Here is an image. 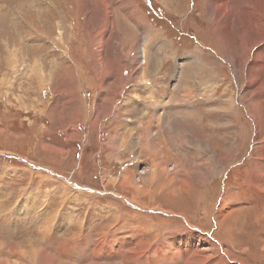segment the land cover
<instances>
[{
    "label": "rangeland",
    "instance_id": "obj_1",
    "mask_svg": "<svg viewBox=\"0 0 264 264\" xmlns=\"http://www.w3.org/2000/svg\"><path fill=\"white\" fill-rule=\"evenodd\" d=\"M112 1L108 30L98 0H0V264H264V97L237 20L215 40L219 0Z\"/></svg>",
    "mask_w": 264,
    "mask_h": 264
},
{
    "label": "bare ground",
    "instance_id": "obj_2",
    "mask_svg": "<svg viewBox=\"0 0 264 264\" xmlns=\"http://www.w3.org/2000/svg\"><path fill=\"white\" fill-rule=\"evenodd\" d=\"M98 1L100 2L102 8H104V11L106 13V16H105L106 19H105V24L104 25L109 30V26L111 25V20H110V18H111V16H110V7H111V5H113L114 1H112V0H98ZM251 1H253L254 3L253 4H251V3L249 4V3L246 2V0H219L218 2H216L214 4H212V2H210V4H211L210 6L211 7H210V10H209V14H210L211 10H213V12H214V14H213V16H214L213 17V23L214 24H210L211 26L213 25L212 27H214V29L212 30L211 34L214 35L215 40H219L220 38L226 40L228 38V36H229L228 35V32L231 31L229 22L232 19L233 20H237L235 23H237L236 25H238V27L235 30H237L240 33V35H237V36L241 40V46H242V50H243L242 51L243 52L242 53V57H244L246 59L249 58V57H247L248 56V52L251 49L253 50V52H252V54H253L252 55V59L250 60L249 66L247 68V80H248L247 86L248 87H251V88H253L254 86L256 87L255 88V91L253 93V96L259 95L261 97H264V2H263V0H251ZM13 2H14V0H13ZM8 4L11 5V4H14V3L9 2ZM51 5L53 6L52 3H51ZM245 5H249V6L250 5H253V6L255 5L256 6V9H257L256 12L254 13L253 19L256 20L257 25H258V29H256L257 32H256V35L254 37V40H253L251 46H249V45H246L245 46L244 45L245 44V41L247 39V36H248L249 32L251 31L250 29L253 28V25L249 22V20H247L246 18H244L243 15L240 14V13H242V11H244V8L243 7ZM37 7H38V5H37ZM59 12H60L59 14L62 13V11H59ZM87 14H89V13L87 12ZM45 21H46V19H45ZM48 22L49 21H47V25H46L47 26V29L50 28V25H49ZM33 25H34V23H33ZM260 31H261V33H260ZM62 40H63V38H62ZM67 40H69V37L67 38ZM97 41H98V50H97L98 64L100 66H102L103 62H102L101 47H102V44H103V36L101 35ZM161 42H164V41H161ZM10 52H11V50H10ZM147 52H148V50H147ZM226 52L227 51L223 50V53L226 54V57L228 58V63L231 62L236 67V59L237 58L235 57V55L232 52L231 53H228V52L226 53ZM142 56H143V59L145 61H147L146 58H149V56L147 57V55H145L144 50L142 51ZM12 57H14L13 54H12ZM154 57L155 56L153 54L150 55V59L151 58H154ZM10 58H11V56H9V54H8L7 57L5 58V62L6 63L10 62V60H11ZM246 59H245V61H246ZM33 62L36 65V66L34 65V67H33L34 68L33 69V73H38L39 72V68L37 66V59H33ZM195 64H197V65H195ZM189 65L190 64H188V68H186L185 73L188 74L189 72H191V75L190 76H192V75L195 76V74H196V72L194 71L195 68L197 69V73L198 74H203L205 72V68H206L205 65H202V63H200V62H198L196 60L194 61V64H192L190 66ZM206 72L207 73H210L209 70H206ZM38 76H39V74H38ZM194 76H192V77H194ZM211 76H213V74ZM188 77L189 76H187V78ZM213 77L215 78V76H213ZM183 83H186V81L183 82ZM226 104L229 107V109H230V105H231V108L233 109V112L231 113L232 115H230V117L232 118V121L234 122V124L237 125L236 118L239 117L240 115H239L238 109L236 107H234V105L232 104V96H231V104L229 103V100H227V103ZM244 109L247 111L248 115L250 114L252 116L251 118L253 119V123H254V126L256 128L255 132L256 133L259 132V125H260V121L261 120H260V114H259V110L260 109L258 108V103L252 101L248 105V107L247 108H244ZM237 126H236V128L238 130V134H236V135H238V136H237L236 139L233 140L234 143H236V146H235V149L236 150H238L239 147L242 146V143L244 141H246V139H247L246 133L248 132L246 126L243 123H240V125H237ZM243 126L245 127L244 129H243ZM234 137H236V136H234ZM259 149H264V142H262V145L260 146ZM196 150H198V149H196ZM260 160L263 161V158L262 159L260 158ZM255 164L258 165V163H254V165ZM123 179H124V177H123ZM144 179H145V177H144ZM122 184L123 185H126L125 183H122ZM132 186H133V184H132ZM135 190L138 191L140 189H135ZM262 251L264 252V249H262ZM47 259L48 258H46V260Z\"/></svg>",
    "mask_w": 264,
    "mask_h": 264
}]
</instances>
